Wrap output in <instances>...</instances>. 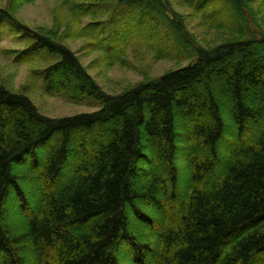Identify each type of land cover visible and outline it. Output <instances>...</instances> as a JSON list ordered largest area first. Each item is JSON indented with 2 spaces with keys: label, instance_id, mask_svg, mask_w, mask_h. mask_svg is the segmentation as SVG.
<instances>
[{
  "label": "trees",
  "instance_id": "16d2710c",
  "mask_svg": "<svg viewBox=\"0 0 264 264\" xmlns=\"http://www.w3.org/2000/svg\"><path fill=\"white\" fill-rule=\"evenodd\" d=\"M34 1L0 5V30L24 43L14 63L43 59L46 93L99 108L50 117L0 84V264H264V22L247 1L180 0L229 33L212 48L171 0H63L65 32L21 22ZM69 38L109 66L144 45L190 61L107 94Z\"/></svg>",
  "mask_w": 264,
  "mask_h": 264
},
{
  "label": "rangeland",
  "instance_id": "374dc122",
  "mask_svg": "<svg viewBox=\"0 0 264 264\" xmlns=\"http://www.w3.org/2000/svg\"><path fill=\"white\" fill-rule=\"evenodd\" d=\"M9 0H0L1 6L8 5ZM247 5L256 13L255 18L260 23L264 22V7L262 0H246ZM176 11L184 16L188 30L194 34L195 39L205 48L223 42L229 35L227 31L211 29L209 25L203 23L201 12L193 13L192 7L181 4L180 0H171ZM221 0L219 1V4ZM17 17L21 22L30 28H60L65 32L66 24L69 22L70 15L67 5L63 0H35L32 3L23 5L16 11ZM69 16V17H68ZM87 17H83L81 25H85ZM264 26V25H263ZM64 45L69 47L79 58L82 65L86 68L91 77L98 83L101 89L107 94H119L129 87L142 80L158 77L169 69H174L188 64V60L179 63L168 60L153 58V53L146 45L140 46L139 50L132 47L127 51V66L115 63L109 66L101 59V51L89 50L86 47V38H75L63 40ZM24 43L18 42L13 38L9 28L0 30V84L8 86L14 91L23 92L33 101L39 111L50 117H63L74 115L81 112H91L99 108L96 101L85 97L81 101L71 102L65 93L48 94L45 92L41 81L33 77V68L44 66L43 59L34 60L29 63H14V59L9 50H19ZM133 49V50H132ZM136 52V53H135ZM227 135V134H226ZM227 137H229L227 135ZM188 153L184 156L187 157ZM179 159L178 168L181 176L187 173L186 160ZM26 183L23 181V185ZM184 187V185H182ZM33 192V189H30ZM33 201V197L31 198ZM10 216L18 222H24L21 210L14 205L10 208ZM134 220V217H130ZM135 221V220H134ZM127 247L119 248V256L122 261H128L129 252ZM130 261V260H129Z\"/></svg>",
  "mask_w": 264,
  "mask_h": 264
}]
</instances>
